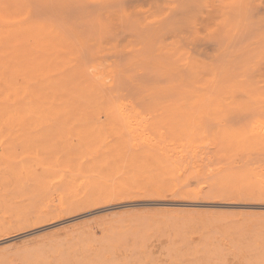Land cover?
I'll return each mask as SVG.
<instances>
[{
	"label": "rangeland",
	"instance_id": "obj_1",
	"mask_svg": "<svg viewBox=\"0 0 264 264\" xmlns=\"http://www.w3.org/2000/svg\"><path fill=\"white\" fill-rule=\"evenodd\" d=\"M43 38L0 28V52L29 67L26 83L20 72L12 74L15 83L0 74V264H264V145L217 141L213 124L194 141L164 142L154 133L157 141H142L152 132L143 128L125 129L127 141H83L80 130L98 109L84 96V83L108 100L117 89L110 94L103 78L69 74L71 53ZM141 77L132 80L135 87L130 78L122 83L139 110L154 104L139 94ZM154 79L145 91L172 82ZM63 107L72 111L55 117ZM253 121L236 125L250 131ZM39 124L45 141H24ZM108 133L106 127L94 136Z\"/></svg>",
	"mask_w": 264,
	"mask_h": 264
},
{
	"label": "bare ground",
	"instance_id": "obj_2",
	"mask_svg": "<svg viewBox=\"0 0 264 264\" xmlns=\"http://www.w3.org/2000/svg\"><path fill=\"white\" fill-rule=\"evenodd\" d=\"M0 28L41 32L46 46L71 53L69 74L81 79L103 78V88L106 85L110 94L109 89H117L115 99L108 100L98 86L84 83V96L92 98L98 109L93 123L80 130L83 141H127V128L131 132L151 129L144 138L135 137L142 141H157L152 133L164 142L194 141L210 130L204 124H213L217 141L264 145V0H0ZM104 61L109 62L106 71L101 70ZM0 63L11 74L7 77L6 69L0 68L2 80L13 83L12 74L20 72L26 83L29 67L24 60L6 50L0 52ZM139 76L146 77L141 83L145 87L153 84L154 76L176 83H165L155 92L140 87L139 94L154 104L139 110L134 93L132 97L128 93L130 84H136L132 80ZM124 79L131 80H125L129 85L125 88ZM122 88L128 90L124 99L132 100L118 96ZM71 111L58 108L55 117ZM253 117L250 131L240 127ZM106 127L109 133L95 138L96 131ZM38 130L35 136L23 134L24 141H45L41 124ZM66 199L61 196V204Z\"/></svg>",
	"mask_w": 264,
	"mask_h": 264
}]
</instances>
